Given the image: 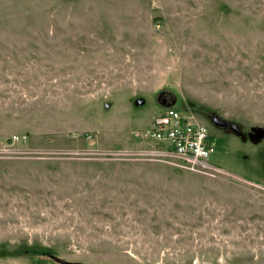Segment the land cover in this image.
I'll list each match as a JSON object with an SVG mask.
<instances>
[{"label": "rangeland", "instance_id": "1", "mask_svg": "<svg viewBox=\"0 0 264 264\" xmlns=\"http://www.w3.org/2000/svg\"><path fill=\"white\" fill-rule=\"evenodd\" d=\"M172 106L246 137L210 174L139 156ZM253 128L264 0H0V264H264Z\"/></svg>", "mask_w": 264, "mask_h": 264}, {"label": "built area", "instance_id": "2", "mask_svg": "<svg viewBox=\"0 0 264 264\" xmlns=\"http://www.w3.org/2000/svg\"><path fill=\"white\" fill-rule=\"evenodd\" d=\"M134 137L151 140L158 145V149L146 150L139 153V156L153 157L158 162L201 174H210L219 168L209 163L216 152L215 142L208 128L191 110L172 107L164 109L154 117L150 125L134 131ZM24 138L15 136L14 140Z\"/></svg>", "mask_w": 264, "mask_h": 264}, {"label": "flooded vegetation", "instance_id": "3", "mask_svg": "<svg viewBox=\"0 0 264 264\" xmlns=\"http://www.w3.org/2000/svg\"><path fill=\"white\" fill-rule=\"evenodd\" d=\"M214 115L215 113H207L202 116V121L207 124L209 135L213 138V140L215 141L216 136L222 138V135L218 134V132L222 133L223 136L229 134L234 135V133L231 131L230 126H222L220 122L217 121ZM238 137L241 138L240 136Z\"/></svg>", "mask_w": 264, "mask_h": 264}, {"label": "water", "instance_id": "4", "mask_svg": "<svg viewBox=\"0 0 264 264\" xmlns=\"http://www.w3.org/2000/svg\"><path fill=\"white\" fill-rule=\"evenodd\" d=\"M214 116L216 117L217 121L220 122L222 126H230L231 131L237 136H240L242 139L246 137L244 133L242 132V127L236 122L226 121L225 119H221V117L217 113H215ZM252 132L253 133L251 134L250 138L253 142H256L258 141L259 138L264 137V130L262 128H258V129L253 128ZM66 264H71V263H66Z\"/></svg>", "mask_w": 264, "mask_h": 264}, {"label": "trees", "instance_id": "5", "mask_svg": "<svg viewBox=\"0 0 264 264\" xmlns=\"http://www.w3.org/2000/svg\"><path fill=\"white\" fill-rule=\"evenodd\" d=\"M166 107H168V106H166ZM166 107L164 108V109H166ZM172 108H177V109H180L179 107H174V106H172ZM44 255H46V253H44Z\"/></svg>", "mask_w": 264, "mask_h": 264}]
</instances>
